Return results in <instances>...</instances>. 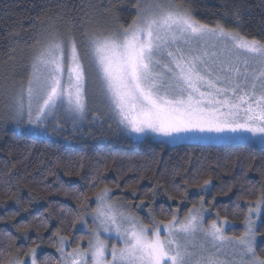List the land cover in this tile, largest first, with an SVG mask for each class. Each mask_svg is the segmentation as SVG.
<instances>
[{
    "label": "snow or ice",
    "instance_id": "snow-or-ice-1",
    "mask_svg": "<svg viewBox=\"0 0 264 264\" xmlns=\"http://www.w3.org/2000/svg\"><path fill=\"white\" fill-rule=\"evenodd\" d=\"M133 8L136 15L127 26L116 17L101 23L90 13L64 32L52 18L47 24L40 21L39 30L33 26L39 47L26 85L17 93L0 85L5 119L46 130L63 113L75 129L92 98L119 133L136 139L264 145V40L220 22L202 23L177 0H137ZM233 15L241 22L239 10ZM259 31L264 32V24ZM54 127L61 125L57 121ZM211 183L208 179L197 187L206 192ZM79 198L84 203L72 227L80 225L88 246L66 251L72 241L59 236L54 264H264L257 252L264 242V233L258 232L264 225V189L248 202L241 225L219 213L206 224L203 197L184 218L177 210L167 221L157 220L150 210L147 224L129 211L133 205L115 200L107 186L92 198L84 193ZM237 227L243 229L240 235L227 234ZM17 233L28 235L26 229ZM0 235L7 241L0 247V264H48V259L38 260L40 245L11 255L16 237ZM112 239L117 243L110 246Z\"/></svg>",
    "mask_w": 264,
    "mask_h": 264
},
{
    "label": "trees",
    "instance_id": "trees-1",
    "mask_svg": "<svg viewBox=\"0 0 264 264\" xmlns=\"http://www.w3.org/2000/svg\"><path fill=\"white\" fill-rule=\"evenodd\" d=\"M137 0H0V85L13 93L26 85L31 57L39 47L33 26L52 18L64 32L86 20L85 13L110 24L112 18L127 26L136 15ZM193 10L202 23L220 22L249 38L264 40V0H177ZM241 13L237 22L234 12ZM8 80L5 82L4 77ZM0 96V233H11V255L40 245L38 260L59 259L56 242L68 237L70 248L85 246L87 234L73 228L81 204L80 193L89 198L107 186L113 198L133 205L131 212L149 223L151 210L157 220L167 221L174 212L181 218L201 197L208 209L206 222L227 217L241 225L244 214L264 189V147L250 144H182L147 139L135 141L119 133L103 113L97 121L76 130L41 131L31 134L14 126L4 115ZM112 127H109V125ZM44 130V129H43ZM73 131V132H72ZM211 179L206 192L198 185ZM253 185L255 187H253ZM177 186H179L177 188ZM150 190L155 191L152 195ZM187 191V199H185ZM171 197V199H170ZM141 201L142 208H137ZM96 205L91 204L94 208ZM26 209V211H25ZM89 225L91 220L89 219ZM27 230V237L17 229ZM240 235L243 229L228 230ZM264 233V225L258 227ZM42 237V240L38 237ZM7 241L0 235V247ZM257 252L264 256V242ZM7 259V257H3Z\"/></svg>",
    "mask_w": 264,
    "mask_h": 264
},
{
    "label": "rangeland",
    "instance_id": "rangeland-1",
    "mask_svg": "<svg viewBox=\"0 0 264 264\" xmlns=\"http://www.w3.org/2000/svg\"><path fill=\"white\" fill-rule=\"evenodd\" d=\"M102 113H104V109L102 108V106L96 100L90 98L89 99V112L86 115V118L84 120L80 121L79 124H78V126L75 129L73 128L72 121L68 117H66L63 113L59 114L58 117H54L52 119V121L49 123V126L47 127L46 130L45 129L44 130L43 129H37V128H35V127L31 126V125H28L27 123H24V122H21V123L17 124L16 122L13 121V123H15L14 126H17V127H19L21 125L24 128L26 127L27 128V131L29 133L35 135V134L40 133L41 131L50 132V131L57 130L54 127L57 121L61 125V128L58 129V130H63V129L64 130H76L78 128L86 127L87 124L89 123L90 119L92 121H97L99 119V116ZM94 116L96 117L95 119H94ZM149 138L154 139V140H159V141L165 142V143H167L168 145H171V146H173V145H182V144H202V145H204V144H216V145H220V144H250V145L264 147V145H262V144H260L258 142H256V143H240V142H234V141H202V140H195V139L194 140H185V141L172 142V141L166 140V138L159 137V136H149L147 138H140V139L133 138V139L135 141H144V140H147ZM129 211H131V210L129 209ZM205 220H206V218H205ZM205 223L207 224L206 221H205ZM227 234L230 235L229 234V231H227ZM113 243H117V241L115 239H112L111 241H109V245L110 246ZM87 246L88 245L86 244L85 246H81L80 245L79 247H81V248H87ZM72 249L73 248H70V244L65 245V250L66 251H71Z\"/></svg>",
    "mask_w": 264,
    "mask_h": 264
}]
</instances>
